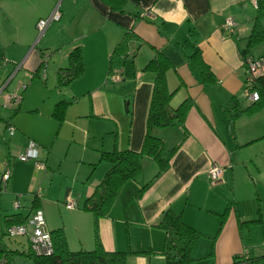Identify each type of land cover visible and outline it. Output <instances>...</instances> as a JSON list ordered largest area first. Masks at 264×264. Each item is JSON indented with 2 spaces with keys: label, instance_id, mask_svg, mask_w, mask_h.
<instances>
[{
  "label": "crops",
  "instance_id": "obj_1",
  "mask_svg": "<svg viewBox=\"0 0 264 264\" xmlns=\"http://www.w3.org/2000/svg\"><path fill=\"white\" fill-rule=\"evenodd\" d=\"M55 4L0 0V56L8 61L0 67V84L15 65L19 69L13 79L21 69L26 75L25 65L36 73L47 64L56 81L76 46L84 62L83 73L57 86L47 101H33L35 96L22 90L20 103L6 118L0 115V175L5 164L11 171L6 191L0 192V248L6 238L3 217L25 218L39 208L48 229H62L72 251L94 248L96 224L105 250L149 251L130 254L126 264H165V234L156 224L171 209L200 238L214 239L213 245L203 247L197 241L187 264L208 257L214 264H226L247 250L252 257L264 256V105L240 115L232 129L224 112L232 98L250 104L244 97L239 48L252 30L256 0H125L121 10L102 0H61L59 20L38 36L37 21L48 17ZM226 18L234 22L233 33L222 30ZM260 22L264 29V16ZM196 50L208 69L204 77L189 58ZM45 51L53 54L44 63ZM156 51L173 66L166 73L168 89L174 91L171 107L190 102L182 126L153 130L165 150L177 149L167 170L137 196L158 171L154 160L145 158L140 174L121 186L107 215L95 223L83 203L110 167L101 153L141 148L153 85V74L143 67ZM251 54L264 58V42ZM114 69L121 78L109 85ZM9 85L0 93L2 109L11 108L2 104L18 87L8 91ZM60 102H69L61 120L53 115ZM8 123L15 132L5 138ZM29 140L37 144L44 169L18 159ZM212 165L222 168L215 185L208 179ZM252 194L261 201L258 210H251V203L242 210L240 202ZM68 199L75 201V208H66ZM15 200L18 209L13 208Z\"/></svg>",
  "mask_w": 264,
  "mask_h": 264
},
{
  "label": "trees",
  "instance_id": "obj_2",
  "mask_svg": "<svg viewBox=\"0 0 264 264\" xmlns=\"http://www.w3.org/2000/svg\"><path fill=\"white\" fill-rule=\"evenodd\" d=\"M112 9L121 10L125 0H102ZM257 14L253 21L252 30L246 41L239 48L241 59L252 56V50L264 42V29L261 26V17L264 16V0H256ZM1 57V56H0ZM192 66L202 74L208 72L207 67L200 59V54L196 50L190 57ZM172 63L162 53L156 51L154 56L147 61L143 71L153 74V85L150 102L146 117L145 133L140 150L114 149L109 152H102L101 159L110 163L109 169L104 174L102 180L95 186L93 192L88 196L83 208L93 214L95 223L100 217H104L109 212L118 190L127 181L134 179L143 169L144 159L151 158L157 165L156 175L145 183L137 192L139 196L146 190L161 173L167 170L169 160L176 151L174 146L169 150L164 149V141L153 134L156 128H164L170 125H183L184 118L188 112L190 102L184 100L175 108L171 107L170 100L174 91L168 89L166 73L171 69ZM84 71L82 49L76 46L68 55V65L57 71L58 85H67L69 82L79 77ZM254 89L259 94V99L244 106L238 99L232 98L224 108L226 121L230 129L233 122L242 114H252L259 107L264 105V71H262L254 82ZM69 102H60L54 109V117L61 120L64 110ZM24 217L15 214L3 217L4 224L23 223ZM164 231L165 239L162 254L165 264H187L192 261L191 251L198 239L200 232L187 225L180 214L174 213L171 209L162 212L156 224ZM53 242V253L50 255H36L29 251L28 256L33 264H126L130 254L142 255L149 251H132L129 247L124 251H107L103 248L97 231L94 226V248L90 250L72 251L68 248L62 229L58 228L50 231ZM5 235V233H4ZM6 236V235H5ZM7 237V236H6ZM16 238V237H7ZM20 238V236H18ZM24 238V237H23ZM25 239V238H24ZM26 241V239H25ZM27 243V241H26ZM5 253L9 258L10 250L7 246L0 248V254ZM245 257L246 264L249 260H262L264 256L252 257L249 250L240 255L238 262ZM10 259V258H9ZM10 263L11 259H10ZM237 261L231 263L236 264Z\"/></svg>",
  "mask_w": 264,
  "mask_h": 264
},
{
  "label": "built area",
  "instance_id": "obj_3",
  "mask_svg": "<svg viewBox=\"0 0 264 264\" xmlns=\"http://www.w3.org/2000/svg\"><path fill=\"white\" fill-rule=\"evenodd\" d=\"M61 0H56L55 7L51 11L48 17L39 19L36 23V29L38 31V36H41L48 26L60 18L59 5ZM222 30L224 32L233 33L234 32V22L231 18H226L222 24ZM47 58L46 54H43V62L45 63ZM8 61L5 57H0V67L7 65ZM242 69L244 73V97L249 102H254L259 99V94L254 89V82L258 75L264 70V58L262 57H251L248 56L244 60L241 59ZM19 69V65H15L13 72L8 75L0 84V93L6 89L10 80L15 76V73ZM31 74V78H32ZM45 76V69H43L42 77ZM119 76H115L114 80H118ZM24 89L23 83H18L17 90L8 93L5 102L2 106L4 108H9L16 106L21 101V91ZM9 135L14 134L15 127L8 123L6 126ZM18 159L22 162L32 161L37 169H44L45 164L38 160V148L37 144L33 140H29L24 151L19 154ZM11 177V171L8 164H5L4 170L0 175V192H5L8 186V182ZM222 168L218 165H212L208 170V179L211 185H215L221 180ZM66 208L73 209L76 207L75 201L68 199ZM13 208H20V202L15 200L13 202ZM5 235L7 237H24L27 241L28 249L33 254L38 255H50L53 253L54 247L51 238L50 230L46 225V221L43 212L39 208L31 209L29 214L25 217L23 223L18 224H8L5 227ZM243 260L236 264H246L245 257ZM264 261V259H262ZM0 264H11L10 259L7 254H0Z\"/></svg>",
  "mask_w": 264,
  "mask_h": 264
},
{
  "label": "rangeland",
  "instance_id": "obj_4",
  "mask_svg": "<svg viewBox=\"0 0 264 264\" xmlns=\"http://www.w3.org/2000/svg\"><path fill=\"white\" fill-rule=\"evenodd\" d=\"M37 36V35H36ZM45 54H47L48 58L50 59V55L51 52L50 51H45ZM56 53V52H55ZM27 65L24 66L25 69L29 70L27 71L26 75H23V70L21 69L20 72L16 75V77L13 79V81L10 83L9 87H8V91L12 90L14 88V86L16 87V85L18 83H23L24 86V91L26 92H31L34 97L33 101H35L36 99H44L47 101L48 96L53 95L54 92L57 90V86L58 87H62L58 85V81H57V74H56V81L55 79L53 80L51 72L49 67H47V64H44V66L40 67V70L38 72H34V69H31L32 67H30V69L26 68ZM43 69H45V76L42 77V73H43ZM118 69H114L112 72H110L109 78H108V83L109 85H112V82H116L119 81L121 78V75H119L118 73ZM31 74L33 75L32 78L30 77ZM118 74V75H117ZM115 76H119L118 80H114ZM13 91V90H12ZM3 101V96L0 98V103ZM82 103V102H80ZM78 104L77 106H72L75 107L76 109L79 107ZM13 108V106L10 109H2L0 108V115L4 118H6V116H8L10 114V110ZM0 116V117H1ZM70 123V121H68ZM2 129V124L0 125V131ZM3 133V132H1ZM4 137L7 138L8 137V133L5 132L4 133ZM167 150V149H166ZM262 152H264V148L261 149ZM262 191V189L260 190ZM243 192L242 195L243 196ZM243 199V197H242ZM251 203V210L253 209L254 211H256V209L258 210L259 206H260V199L257 198V196L252 194L251 198H249V200L245 202H240V208H242V210H245L247 207V204ZM5 242V246H7V248L10 250V254H9V258L11 259L12 264H33L32 260L30 259V257L28 256V245L25 241V239L23 237H16V238H5L4 240ZM198 242L200 243V247H203L202 244L204 243H209L210 246L213 245L214 243V239H202L200 238L198 240ZM241 254V252H240ZM240 256V255H238ZM235 261H238V257H234V261H233V257L230 258V261L227 262L226 264H231ZM256 264H264L262 263V260H257L255 262ZM200 264H214L213 261V257H208L205 261L203 259H201Z\"/></svg>",
  "mask_w": 264,
  "mask_h": 264
},
{
  "label": "water",
  "instance_id": "obj_5",
  "mask_svg": "<svg viewBox=\"0 0 264 264\" xmlns=\"http://www.w3.org/2000/svg\"><path fill=\"white\" fill-rule=\"evenodd\" d=\"M12 79H13V78H12ZM12 79H11V80H12ZM11 80H10V81H11ZM9 83H10V82H9ZM8 85H9V84H8Z\"/></svg>",
  "mask_w": 264,
  "mask_h": 264
}]
</instances>
